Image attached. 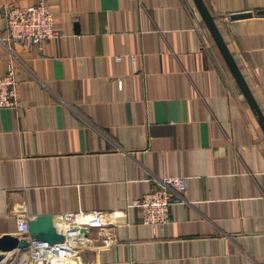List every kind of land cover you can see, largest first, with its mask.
Wrapping results in <instances>:
<instances>
[{"label": "crops", "instance_id": "obj_1", "mask_svg": "<svg viewBox=\"0 0 264 264\" xmlns=\"http://www.w3.org/2000/svg\"><path fill=\"white\" fill-rule=\"evenodd\" d=\"M34 1L0 0L19 100L0 107V235L28 239L0 264L29 258L32 217L64 231L78 208L107 221L47 264H264V129L195 0H48L66 34L6 40L5 4ZM204 1L264 114V0ZM166 174L186 200L154 232L129 202Z\"/></svg>", "mask_w": 264, "mask_h": 264}, {"label": "built area", "instance_id": "obj_2", "mask_svg": "<svg viewBox=\"0 0 264 264\" xmlns=\"http://www.w3.org/2000/svg\"><path fill=\"white\" fill-rule=\"evenodd\" d=\"M3 11L6 16L7 34L6 40H17L33 45L52 35L66 34L55 26V12L48 0H38L29 4L7 3ZM120 57V55H116ZM133 59L134 54L131 53ZM16 65L11 59L8 69L0 74V107L18 104L17 79L15 75ZM187 175L166 174L156 179V184L150 190L132 198L129 202L132 206H138L142 211V219L148 223L154 232L163 229L170 219V207L177 202L186 200L182 192L187 187ZM68 223L63 233V240L50 242L48 239L32 238L30 240V255L24 264H47L50 257L61 258L72 256L76 253V241L82 234L83 228L88 226L101 227L107 221V216L102 209L94 208L85 210L65 211L62 213ZM27 228V222L25 224ZM108 242L105 237L104 243Z\"/></svg>", "mask_w": 264, "mask_h": 264}, {"label": "water", "instance_id": "obj_3", "mask_svg": "<svg viewBox=\"0 0 264 264\" xmlns=\"http://www.w3.org/2000/svg\"><path fill=\"white\" fill-rule=\"evenodd\" d=\"M195 3L198 6L201 15L204 21L206 22L209 30L211 31L213 38H215L221 53H223V56L229 68L232 70V73L235 76L238 85H240L247 100H249L252 108L259 117V120L264 129V114L262 112V109L258 101L255 99V96L253 95V91L250 85L248 84L242 69H240L234 54L231 52L227 41L223 37L219 25L215 21L214 14L211 12L210 8L206 5L204 0H195ZM251 13H252L251 10H241L239 12L230 13V16L241 17L242 15H248ZM27 228L33 238L48 239L50 242L63 240L66 237L65 233H63L58 229L57 217L56 214L54 213L42 212L40 214L35 215L27 222ZM27 243H28V239L26 237L21 238L17 234H12V233L1 234L0 261L5 256V251H8L9 249L15 246L24 247Z\"/></svg>", "mask_w": 264, "mask_h": 264}]
</instances>
